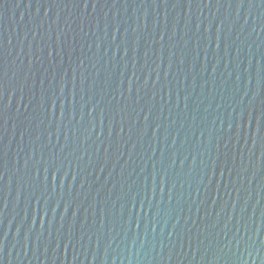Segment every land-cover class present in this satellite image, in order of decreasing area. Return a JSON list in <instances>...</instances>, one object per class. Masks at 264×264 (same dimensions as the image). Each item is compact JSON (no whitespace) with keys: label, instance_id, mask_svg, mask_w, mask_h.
<instances>
[{"label":"water","instance_id":"1","mask_svg":"<svg viewBox=\"0 0 264 264\" xmlns=\"http://www.w3.org/2000/svg\"><path fill=\"white\" fill-rule=\"evenodd\" d=\"M0 264H264V0H0Z\"/></svg>","mask_w":264,"mask_h":264}]
</instances>
